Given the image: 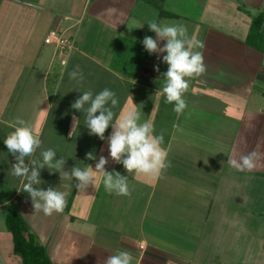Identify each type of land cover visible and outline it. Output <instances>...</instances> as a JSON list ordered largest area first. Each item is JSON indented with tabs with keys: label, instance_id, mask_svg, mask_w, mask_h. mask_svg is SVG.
<instances>
[{
	"label": "crops",
	"instance_id": "crops-1",
	"mask_svg": "<svg viewBox=\"0 0 264 264\" xmlns=\"http://www.w3.org/2000/svg\"><path fill=\"white\" fill-rule=\"evenodd\" d=\"M260 12L264 0H0V263L22 264L6 225L13 206L54 264H105L118 250L130 251L138 264H230L235 219L241 231L257 228L256 250L263 253L264 53L247 42ZM151 20L183 24L193 44L205 45L195 50L207 71L189 80L188 108L180 116L163 93L167 53L150 54L143 45L145 36L161 48L167 43L149 29ZM52 29L65 32L73 47L57 50L46 42ZM77 66L82 84L68 75ZM105 88L119 99L113 123L139 110L140 122L150 119L154 135H163L170 167L154 175L129 173L109 154L111 125L105 140L89 134L90 103L84 110L72 104L85 91L95 96ZM17 118L42 141L24 158L29 175L33 167L39 171L41 183L33 187L67 193L62 213L36 212L23 190L27 177L12 175L19 154L4 140L21 126ZM47 148L56 151L53 163L63 159L61 170L39 168ZM252 151L260 154L252 170L229 164V157ZM89 152L94 159H87ZM101 156L107 172L127 177L131 196L109 194L100 172L95 186L77 189L73 168L95 172ZM161 229L180 232L184 241ZM243 240L252 253L251 238Z\"/></svg>",
	"mask_w": 264,
	"mask_h": 264
},
{
	"label": "clouds",
	"instance_id": "clouds-1",
	"mask_svg": "<svg viewBox=\"0 0 264 264\" xmlns=\"http://www.w3.org/2000/svg\"><path fill=\"white\" fill-rule=\"evenodd\" d=\"M108 11L114 10L108 9ZM148 27L156 33L160 40H167V43L161 48L156 39L145 36L143 45L150 54L167 53L163 56V62L168 65V70L164 74L166 80L163 93L166 95V102L174 104L173 111L180 116L188 108L184 96L190 88L189 80L198 78L207 71L203 53L195 50L204 48L205 45L199 40H195L193 44L187 27L183 24H167L151 20ZM155 70L160 71L158 66ZM68 75L71 80L83 83L84 76L79 66ZM109 102L111 107H107ZM88 103H90V107L86 109L85 124L90 130L89 134L98 136L100 140H105V133L111 125L113 131L108 137L109 154L114 161L122 163L127 172L154 175L160 174L162 170L171 166L170 161L167 160V152L162 148L163 135H154L155 128L150 119L140 122L141 112L139 110H130L122 119L117 117L116 122L113 123L115 113L112 109L119 105V99L114 91L105 88L95 96L91 91H85L75 100L72 108L84 110L85 104ZM97 113L99 114L97 115ZM17 123L21 126L15 127V130L4 140L10 153L19 154L16 157L18 162L12 168V175L27 177V183L23 185V190L29 193L36 212L42 211L47 216H51L53 213H62L67 205V193L52 188L45 191L33 187V184L41 183L38 179L39 171L33 167L29 175V168L25 165L24 158L32 156L41 146L42 141L30 124L25 125V121L19 118H17ZM77 123L76 117L73 116V130ZM41 155L43 162L39 163V168L47 165L49 169H62L63 159L53 163L56 156L54 149L47 148ZM259 158L260 154L252 151L238 159L229 157L228 162L236 170L245 171L252 170ZM87 159H94L91 152L87 153ZM32 163L36 165L37 161L33 160ZM107 163V158L101 156L95 166V172L91 168H73L71 177L76 179L77 189H81L82 185L95 186V173L100 172L103 173V184L109 194L131 196L127 177L122 176L119 172H107L105 170ZM134 261L135 264H138L130 251L118 250L116 254L107 257L105 264H133Z\"/></svg>",
	"mask_w": 264,
	"mask_h": 264
},
{
	"label": "trees",
	"instance_id": "trees-1",
	"mask_svg": "<svg viewBox=\"0 0 264 264\" xmlns=\"http://www.w3.org/2000/svg\"><path fill=\"white\" fill-rule=\"evenodd\" d=\"M263 25V12L253 16L247 42L264 53ZM6 225L12 233L13 251L21 258L22 264H54L47 247L36 240L27 220L18 210H9Z\"/></svg>",
	"mask_w": 264,
	"mask_h": 264
},
{
	"label": "rangeland",
	"instance_id": "rangeland-1",
	"mask_svg": "<svg viewBox=\"0 0 264 264\" xmlns=\"http://www.w3.org/2000/svg\"><path fill=\"white\" fill-rule=\"evenodd\" d=\"M11 210H15L17 211L18 209L13 206L11 207ZM235 226L231 227V229H229V232L231 231V238L232 236L234 237V249L235 251L230 253L229 255L231 256L229 261H225V262H229L230 264H264V251L263 253H259L256 249H259V244L258 241L256 240V238H259L260 235L257 234V228H252V234H250L249 230L247 228H244L243 231L239 230V221L235 219ZM166 230V229H165ZM162 232L163 236H174L175 239L180 240V241H184V237L183 235L179 232L177 233H173L174 235H172L171 233H169L167 230L163 231L162 229L159 230ZM257 234V235H255ZM214 237L216 238V236L214 235ZM247 237L251 238V247L253 248L252 253L247 252L245 249L247 248V243L245 240H243L244 238L246 239ZM180 238V239H179ZM212 239V240H217V239ZM219 241H221V239H218ZM236 242V244H235ZM212 247H215V243L211 244ZM236 245V246H235ZM216 248V247H215ZM216 252V251H215ZM218 252V251H217ZM216 254V253H215ZM214 254V255H215ZM219 253H217L218 255ZM220 255H221V251H220ZM224 262V261H223Z\"/></svg>",
	"mask_w": 264,
	"mask_h": 264
},
{
	"label": "built area",
	"instance_id": "built-area-1",
	"mask_svg": "<svg viewBox=\"0 0 264 264\" xmlns=\"http://www.w3.org/2000/svg\"><path fill=\"white\" fill-rule=\"evenodd\" d=\"M45 41L48 43H55L57 50L58 48L64 50L73 47L72 39L68 37L65 32L58 29H52L49 34L45 37Z\"/></svg>",
	"mask_w": 264,
	"mask_h": 264
}]
</instances>
